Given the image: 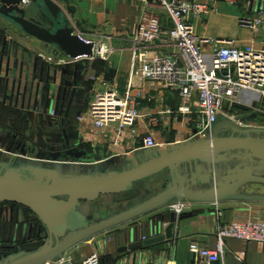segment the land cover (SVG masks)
<instances>
[{
    "label": "water",
    "instance_id": "95a60500",
    "mask_svg": "<svg viewBox=\"0 0 264 264\" xmlns=\"http://www.w3.org/2000/svg\"><path fill=\"white\" fill-rule=\"evenodd\" d=\"M23 1L0 0V97L4 91L3 104H7L10 93V105L13 99L18 104L22 95L26 96L30 82L25 68L30 69L32 56L10 33L53 48L73 60L56 66L52 74L51 68L48 69L49 77L42 88L44 94L47 89L48 105L35 106V112L38 108L39 114L50 116V127H54L57 123L50 114L56 110L51 101L68 97L66 113L59 114L68 117L75 96L83 91L79 71L98 49L96 43L84 38L86 31L70 0H28V6H23ZM23 80L26 81L24 93ZM39 91L37 87V95ZM254 108L255 112L241 119L251 124L249 127L222 118L204 139L184 141L165 150L138 149L123 159L90 155L80 146H72L66 131L59 137L64 143L61 150L53 147L49 152L40 150L38 155L27 157L22 143L26 139L24 135L7 133V138L13 144L17 142V150L23 154L4 150L1 137L6 130L0 128V202L31 211L41 222L36 237L43 240L36 249H24L21 246L27 243L28 225L21 240L17 238L19 228L7 231L3 225L0 264H58L73 249L96 236L164 210L175 202L198 205L264 202V195L245 191L250 185L264 186V99ZM155 177L166 186L152 192L145 182ZM129 193L137 194L133 201L106 218H96V204L102 197ZM166 215L156 227L151 225L158 233L155 237L135 240L134 230L130 244L119 253H137L170 243L177 224L194 216L193 213ZM34 229L31 225L29 230ZM196 263L193 256L192 264Z\"/></svg>",
    "mask_w": 264,
    "mask_h": 264
},
{
    "label": "crops",
    "instance_id": "0c3cea01",
    "mask_svg": "<svg viewBox=\"0 0 264 264\" xmlns=\"http://www.w3.org/2000/svg\"><path fill=\"white\" fill-rule=\"evenodd\" d=\"M182 1L197 2L207 9V13L200 17L190 18L199 37L235 41L236 45L243 50L251 47L264 50V36L261 31H250L242 28L239 24V19L242 17L253 16L260 10H264V0ZM70 2L78 10L77 19L81 21L86 31L83 35L84 38L96 43L98 49L103 46L105 50H110L104 58L97 52L99 55H96L85 67L80 69V86L83 91L77 95V100L82 99L86 103L94 92H101L110 87L116 89L119 94H124L128 87L133 62L131 42L145 13L146 3L143 0H70ZM50 49L53 48L39 42L33 43L29 50L25 49L32 56L30 69L27 71L25 68V76L26 74L29 76L30 82L26 96L22 95L18 104L13 99V105H10V93L7 97V104H3L5 98L4 91L2 92L0 107L16 113L15 118L7 119L6 132L1 137V145L4 146V150L8 148L13 149L15 153H21L17 150V142L13 144V140L7 138L9 135L7 133L24 135L26 139L23 138L22 143L25 147L24 155L27 157L38 155L40 150L49 152L53 147L59 150L64 146V143L59 141L60 135L63 134L62 130L56 126L50 127L48 114L41 115L39 112H35V106L48 105L47 89L45 94L42 92L43 85L46 84L49 77L48 69L51 68L52 74L56 66H61L50 65L42 59V54L47 56L52 54ZM93 78H96L95 82H93ZM33 81L34 85L31 84ZM13 83L11 75L10 89H12ZM18 85L16 86L18 87ZM25 85L26 81L23 80L22 93H24ZM37 87L40 88L38 95L36 94ZM145 92L146 95L154 98V103L150 105L147 102L143 103L142 117L138 123L140 132L153 134L161 149L164 150L174 143L192 140L194 131L188 124V120L184 118L176 121L173 118L164 117L161 126L150 124L151 117L158 115L163 107H179L181 104L179 96L175 92L167 91L156 85H146ZM51 103L53 109L59 107V113H66L70 100L67 97L66 101L62 102L56 98ZM89 103H86L76 114L75 123L68 127V139L72 146L78 145L82 150L97 157L116 156L121 159L142 149L143 146L134 143L127 132L120 137L117 126L97 129L87 115ZM48 107L50 108V105ZM79 117H83L82 121L79 120ZM19 118L24 120V133L32 132V135L35 136L30 138L17 131L19 130ZM41 138L45 139L43 147L36 141ZM245 191L248 194L264 195V186L250 185ZM221 208L224 212L222 218L224 223L249 220L264 221V202H229L221 204ZM166 214L165 209L157 211L130 224L98 235L69 252L64 264H80L95 252L102 255L103 264H151L165 262L171 258H174L178 264H192L193 255L190 254L189 248L193 241L200 242L211 250L216 249L217 216L215 212L206 207L195 212L192 218L177 224L172 242L157 244L137 253H119L126 245L130 244V237L134 230L136 231L135 240H142L143 236L147 239L155 237L158 233L151 229V225L154 224L156 227L161 216H167ZM19 229L17 238L22 239L25 229L22 227ZM224 263L264 264V244L229 240L226 243Z\"/></svg>",
    "mask_w": 264,
    "mask_h": 264
},
{
    "label": "built area",
    "instance_id": "2783aa9c",
    "mask_svg": "<svg viewBox=\"0 0 264 264\" xmlns=\"http://www.w3.org/2000/svg\"><path fill=\"white\" fill-rule=\"evenodd\" d=\"M143 1L147 7L131 42L133 62L127 90L119 94L110 87L94 92L87 111L94 126L97 129L117 126L120 137L127 132L134 143L143 146L142 149H161L153 134L141 133L138 127L143 103H154V98L146 95L145 87L156 85L175 92L181 104L177 108L163 107L158 115L151 117L152 126H161L164 117L176 121L184 118L194 131L193 139H204L211 135L214 126L222 118L238 123L241 127H249L251 124L241 122V119L255 112L254 105L264 99V50L254 47L243 50L235 41L199 37L190 18L200 17L207 13V9L197 2ZM28 5V0H24L23 6ZM239 24L250 31L260 30L264 36V10L253 16L242 17ZM10 35L27 50L36 42L15 32ZM109 51L102 46L96 50L95 56L100 54L104 58ZM41 57L50 65L73 63V60L55 51ZM92 80L95 82L96 78ZM36 112L41 110L37 108ZM56 114L53 111L50 115L55 117ZM83 117H79V120L82 121ZM9 155L17 157L16 154ZM206 207L217 216V247L211 250L193 241L189 252L199 262L196 264H225L226 243L229 240L264 244V221L224 223L221 204L175 202L165 210L167 214L180 216L185 213L194 214ZM40 226L36 223L34 227ZM146 239L142 237V240ZM31 245L32 242L27 241L19 246L26 248ZM64 261L58 264H64ZM80 264H103V258L99 252H95ZM151 264L178 262L171 258Z\"/></svg>",
    "mask_w": 264,
    "mask_h": 264
},
{
    "label": "flooded vegetation",
    "instance_id": "af4514ba",
    "mask_svg": "<svg viewBox=\"0 0 264 264\" xmlns=\"http://www.w3.org/2000/svg\"><path fill=\"white\" fill-rule=\"evenodd\" d=\"M78 95V94H77ZM77 95L75 96V100L73 104H71V107L69 109V114L68 117H60L59 113V107L56 110V116L54 119L56 120V127H59L63 134L60 136L64 135V131L67 132V137H68V127L70 125H73L75 123V118L76 114L80 112V110L85 106L84 100L80 99L77 100ZM60 101H66V99H60ZM69 107V106H68ZM54 138V137H53ZM63 142V140L61 141ZM64 146H62L59 150H61ZM29 211H23V209L20 206H17L15 204L11 203H0V228L3 225H6V230L8 231L9 229H17V228H23L28 225L27 230L30 228L31 225L35 226L36 223H39L40 221H37L35 219L34 215H30L28 213ZM24 215V220L22 219ZM32 219H35L32 221ZM29 220H31L29 222ZM20 230V229H19ZM25 231V230H24ZM19 239V238H18ZM21 240V238H20Z\"/></svg>",
    "mask_w": 264,
    "mask_h": 264
},
{
    "label": "rangeland",
    "instance_id": "374dc122",
    "mask_svg": "<svg viewBox=\"0 0 264 264\" xmlns=\"http://www.w3.org/2000/svg\"><path fill=\"white\" fill-rule=\"evenodd\" d=\"M50 53H54V49H52ZM42 55L47 56L44 54ZM92 97L93 96L89 98V101L92 99ZM89 101H87L86 103L88 104ZM23 134H25L26 136H29L30 138H32V136H35V135H32L33 134L32 132H30L29 134L25 132ZM36 141L40 143L41 147L45 145V139L43 138L36 139ZM145 184H146V187L150 189L152 192H157L159 190H162L166 186L165 182L159 181V177L150 178L146 180ZM136 195H137L136 193H129V194L109 195V196L102 197L101 200L98 201V203L96 204L98 207L96 218L102 219V218L108 217L110 214H113L114 212H116L120 206H125L131 201H133L136 198Z\"/></svg>",
    "mask_w": 264,
    "mask_h": 264
},
{
    "label": "trees",
    "instance_id": "16d2710c",
    "mask_svg": "<svg viewBox=\"0 0 264 264\" xmlns=\"http://www.w3.org/2000/svg\"><path fill=\"white\" fill-rule=\"evenodd\" d=\"M236 111H239V112H241V110H236ZM15 115H16V113L15 112H13V111H11L10 109H6V108H2V107H0V128H2V129H5V127H7L6 125H7V119L9 118V117H14L15 118ZM19 121L18 122H20L19 123V130H17V131H19V132H21V133H24V126H25V123H24V120L23 119H21V118H19L18 119ZM6 130V129H5ZM0 203H2V202H0ZM31 216L32 215H34L31 211H29L28 212ZM35 216V215H34ZM162 217V216H161ZM35 219L37 220V221H39L38 220V218L35 216ZM35 219H32V221H34ZM31 220H29V222H30ZM39 225H41V222H39ZM30 229V228H29ZM28 229V231H27V236H26V241H29V242H32V245L31 246H28V247H26V248H24V249H28V250H33V249H36L38 246H40L41 244H42V242H43V240H39L37 237H36V234L38 233V229L36 228V230L34 229L32 232H30V230ZM30 238V239H29ZM22 245V244H21ZM25 247V246H24Z\"/></svg>",
    "mask_w": 264,
    "mask_h": 264
}]
</instances>
